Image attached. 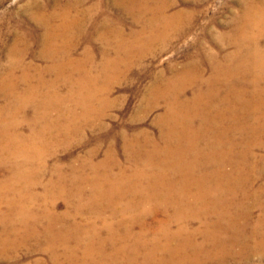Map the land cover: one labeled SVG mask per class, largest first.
Masks as SVG:
<instances>
[{
  "label": "bare ground",
  "instance_id": "obj_1",
  "mask_svg": "<svg viewBox=\"0 0 264 264\" xmlns=\"http://www.w3.org/2000/svg\"><path fill=\"white\" fill-rule=\"evenodd\" d=\"M74 1L80 4L85 0ZM70 2L51 16L42 13L36 18L45 27L42 53L53 63L52 67L42 71L54 73L56 81L50 84L47 92L30 86L25 89V98L12 94L22 101V109L31 103L32 125L36 128L25 134L16 122L10 121L0 129V166L7 167L9 161L18 157L24 159L27 166L15 163L13 175L0 181V207L4 204L11 207L9 195L16 194L14 191L20 181L36 185L39 181L37 175L45 171V127H51L50 132L60 129L61 133L67 132L69 123V133L74 132V118L67 120V113L72 114L74 108L67 111V100L74 101V107L79 106L78 103L82 102L77 95L82 94L86 111L82 106L84 113L76 119L88 124L93 116L92 105L90 110L87 109L88 101L98 98L95 93L93 96L89 84L101 78L108 80L111 71L123 62L122 52L127 55L146 52L145 48L163 40L169 31L180 33L191 14L181 9L168 13L169 0H98L102 5L113 2L123 6L122 10L132 16L140 29L132 33L134 41L130 42L120 32L106 28L100 37L105 48L99 52L107 53L106 46H113L115 51L112 58L104 59L99 73L95 74L92 68L95 53L86 50L80 58H74L72 52L77 43L68 36V33L82 34V24L92 19L91 12L88 10L82 20L83 12L72 8ZM241 5L242 12L237 14L239 24L233 32L219 38L223 47L233 44L236 48L214 59L216 64L209 65L210 75H202L200 67L206 61L201 57L185 71L177 72L158 88L157 95H153L151 106L165 103L163 114L157 120L158 124H164L158 136L127 137L120 133L122 150L127 160L134 161V169L123 166L114 149L108 150L98 163H94L97 153L91 151L86 163L74 169L69 185L66 171H59L56 166L58 181L49 187H55L59 196L67 197L71 193L76 201L83 203L76 206L78 214L91 211L98 219L102 213L108 212L112 218L121 217L117 224L105 222L110 235L100 237L97 249L93 243H87L82 262L72 263L69 259L67 264H207L217 257L224 263L227 258L248 259L258 249L264 252V230H261L264 228V47L261 46L264 41V0H241ZM54 20H59L60 24H51ZM149 31L152 33L147 34ZM67 70L73 76L67 77ZM58 83L66 87L69 84L68 94L60 96L56 93ZM188 90L191 91L189 97L186 95ZM35 91L46 109L42 113L41 105L31 101ZM49 104L56 106L53 108ZM49 110H56L65 122L67 120L66 127L52 119ZM43 123L46 125L42 126ZM55 141L58 138L50 140V144ZM257 151L261 155L256 154ZM115 168L119 171L117 174ZM260 179L262 185L255 187ZM90 185L91 195L87 198L85 188ZM250 201L253 206H246ZM260 207L263 214L252 221L253 211ZM31 211L39 216L36 230L49 220L50 228L59 232L63 217L67 216V212L55 217L21 207L26 218L33 216ZM4 219L5 216H0V220ZM149 220L151 227L147 225ZM195 223L198 227L193 226ZM136 224L142 230L131 236L130 230ZM112 225L124 227V234ZM67 226L76 235L87 234L83 222L71 221ZM90 231L95 233L94 225ZM197 235L202 236V244L198 243ZM0 245L2 254H5L11 244Z\"/></svg>",
  "mask_w": 264,
  "mask_h": 264
},
{
  "label": "rangeland",
  "instance_id": "obj_2",
  "mask_svg": "<svg viewBox=\"0 0 264 264\" xmlns=\"http://www.w3.org/2000/svg\"><path fill=\"white\" fill-rule=\"evenodd\" d=\"M68 1H71L72 8H78L83 12L82 20L88 15V10L91 12L92 19L86 20L82 24V34L76 36L68 33V36L73 40V43H77L76 49L72 52L74 58H80L86 50L95 53V62L92 64L95 74L99 73V66L104 59L112 58L115 51V49L113 51V46H106L107 53L99 52L105 48L103 40L100 38L103 31L107 28L120 32L125 39L133 42L132 33L140 29V25L133 22L132 16L123 11L124 7L117 6L113 2H106L105 5H102L98 0H85L80 4L75 3L74 0H0V129L2 125L10 121L11 123L16 122L19 130L25 134L32 128H36L35 125H32L34 114L31 103L22 109L20 107V104H23L22 101L15 99L12 94L20 95L22 98L25 96L26 87L30 86L35 87L38 91L47 92L50 84L56 81L54 73L42 71L53 63L49 62L47 56L42 53L45 27L36 18L42 13L47 17L51 16L52 13L62 10ZM248 1L252 2L253 0ZM168 5V13H173L177 9L191 12L189 19L183 23L181 32L169 31L168 36L163 40H157L158 42L155 41L145 48L146 52L135 55H127L122 52L123 62L111 71L108 80L101 78L93 84H89L88 88H91L93 96L95 93L98 98L91 102L88 101L87 109L90 110L91 105L93 107L91 108V116H93L88 124L86 121L76 119V116H81L84 113L85 101L80 96L82 94L77 95L82 102L78 101L79 106L74 107V101L67 100V111L74 108L72 114L67 113V120H70L71 117L74 118L72 123L74 132L70 131L69 133V123L66 125L68 121L65 119V122L56 110L48 111L51 118L55 119L58 124L62 127L67 126V132L60 133V129L50 132L51 127H45L47 130L44 146L45 149L47 148V154L43 156L47 162L45 171L37 175L39 181L36 185L33 183L31 185L30 183L24 184L23 181H20L14 191L16 194L9 195L11 207L5 204L0 207V216L6 218L0 220V242L11 244L8 245L5 254H2L0 245V264H67L69 259L71 262L73 261L72 263L82 262V254L87 243H93L92 246L97 249L100 237L110 235L105 222L117 224L121 217L116 216V220L108 212L102 213L98 219L95 217L97 215L94 216L95 213L91 211H83L78 214L76 206L83 205V203L76 201L71 193H68L67 197L59 196L55 187L52 186L51 189L49 187L50 184L58 181V173L55 172L56 166L59 167V171H66L67 185H69L74 169H78L86 163L91 151L97 153L94 163H98L104 159L108 150L114 149L116 158L121 164L130 168L129 170L134 169L136 167L134 161L127 160V156L122 150L123 138L120 133H124L127 137L138 135L142 138V135H145L156 138L159 129L164 126L163 123L158 124L157 120L165 109L163 102L151 106L153 95H157L158 88L173 78L177 72L185 71L187 66L199 61L201 57H205L203 59L206 61L200 67L201 73L208 77L211 73L209 65L216 64L214 59L225 56L236 48L233 44L223 47L219 38L223 34L233 32L234 27L239 24L240 20L237 18V14L242 12L241 0H169ZM51 24L59 25L60 21L54 20ZM150 33L152 32L149 31L147 34ZM261 46L264 47V41L261 42ZM70 75L73 76V73L67 70V77ZM69 90L68 83L67 87L61 83L56 85V93L60 96H64L66 92L68 94ZM84 91L83 88L82 92L85 93ZM37 93L35 91L31 101L41 105L40 113H42L46 109L44 104L39 101L42 99L37 98ZM190 93L191 91L188 90L186 95L189 97ZM49 106L54 108L56 104H49ZM1 107L7 109L2 111ZM90 124L91 127H89ZM45 125L42 124V126ZM57 133L60 134L56 135ZM65 135L67 139H65ZM55 137L58 138V141L50 144V140H54ZM64 140H67V143ZM260 153L257 151L256 154L261 155ZM18 158L15 160L16 162L9 161L7 167L0 166V181L3 182L13 175L15 163L27 168L24 159ZM116 171H118L117 168L114 170V173L117 174L119 171ZM262 183L263 181L260 179L255 187L261 186ZM85 189L87 198H90L91 185ZM30 200L33 201L30 202ZM253 204L250 201L246 206H253ZM21 207L28 210L33 209L37 213L46 212L55 217L67 212V216L63 217V225L59 232L50 228L49 220H45L40 228H37L38 231L34 228L39 221V216L36 217V212L31 211L33 216L26 218L21 212ZM262 214L261 207L255 209L252 221L258 220ZM23 221L28 223L25 222L24 226ZM71 221L78 224L83 222L87 234L81 232V235H76L75 231L73 232L67 226V222ZM93 225L95 235L90 231ZM147 225L151 227L150 220L147 221ZM157 225L158 223L155 222L154 226ZM112 226L117 227L116 225ZM193 226L198 227V223ZM117 228V231L124 234L126 230L124 227ZM140 230L142 228L136 224L130 230L132 231L130 235L133 236ZM149 235H147V239H149ZM196 239L198 243L202 244L201 235H197ZM204 244L208 243L204 242ZM126 245L132 247L128 243ZM238 249L239 247H236V250ZM219 258L208 261L207 264H264V252L261 253V249L253 252L248 259L227 258L224 263H221Z\"/></svg>",
  "mask_w": 264,
  "mask_h": 264
}]
</instances>
